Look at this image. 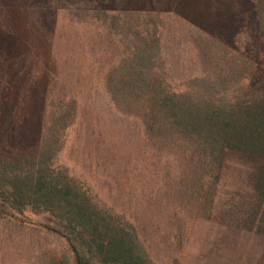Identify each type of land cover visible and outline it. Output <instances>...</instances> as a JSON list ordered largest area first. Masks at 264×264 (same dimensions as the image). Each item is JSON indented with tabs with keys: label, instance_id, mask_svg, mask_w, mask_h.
Returning a JSON list of instances; mask_svg holds the SVG:
<instances>
[{
	"label": "trees",
	"instance_id": "obj_1",
	"mask_svg": "<svg viewBox=\"0 0 264 264\" xmlns=\"http://www.w3.org/2000/svg\"><path fill=\"white\" fill-rule=\"evenodd\" d=\"M68 136L127 212L57 165ZM233 157L252 192L223 208ZM234 215L264 239V0H0V225L46 239L29 264H178Z\"/></svg>",
	"mask_w": 264,
	"mask_h": 264
},
{
	"label": "rangeland",
	"instance_id": "obj_2",
	"mask_svg": "<svg viewBox=\"0 0 264 264\" xmlns=\"http://www.w3.org/2000/svg\"><path fill=\"white\" fill-rule=\"evenodd\" d=\"M72 143V136H68V143L58 155L57 165L67 168L70 175L83 181L101 202L116 211L127 212L129 206L122 202V195L118 196L120 192L111 183L104 182L99 172L85 167L80 158L71 154ZM224 171L218 193L221 206L226 208L230 196L234 197L232 203L240 206L239 202L251 195L252 170L242 160L233 157L227 160ZM128 215L132 216L130 210ZM138 217L146 221L145 216ZM235 219L234 215L227 219L215 216L210 221H194L184 246L177 254L178 264H264V239L241 231ZM34 220L41 221V218ZM8 233L10 242L4 240ZM38 238L35 232L9 230L0 225V264H29L31 246L46 248V239L42 237L40 241Z\"/></svg>",
	"mask_w": 264,
	"mask_h": 264
}]
</instances>
